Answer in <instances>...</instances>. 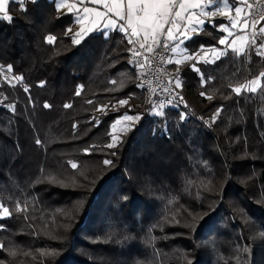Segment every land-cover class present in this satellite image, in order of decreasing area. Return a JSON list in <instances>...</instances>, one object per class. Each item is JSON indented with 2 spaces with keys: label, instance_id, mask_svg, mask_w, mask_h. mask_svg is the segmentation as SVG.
Wrapping results in <instances>:
<instances>
[{
  "label": "trees",
  "instance_id": "1",
  "mask_svg": "<svg viewBox=\"0 0 264 264\" xmlns=\"http://www.w3.org/2000/svg\"><path fill=\"white\" fill-rule=\"evenodd\" d=\"M7 10L0 66L22 80L0 68V205L10 213L0 207V264H264V79L255 93L233 91L264 72L258 41L170 66L182 85L174 103L160 114L145 103L109 148L128 108L99 106L145 97L125 34L74 44L73 16L53 0ZM208 30L192 49L216 42Z\"/></svg>",
  "mask_w": 264,
  "mask_h": 264
},
{
  "label": "snow or ice",
  "instance_id": "2",
  "mask_svg": "<svg viewBox=\"0 0 264 264\" xmlns=\"http://www.w3.org/2000/svg\"><path fill=\"white\" fill-rule=\"evenodd\" d=\"M17 2L23 3L24 0H17ZM95 2L100 3V0H95ZM214 2L215 0H207L206 3L202 4V3H190L188 2V0H181V2L179 3L177 2V0H126L125 3V0H111V2L105 0V3L103 5L105 8L104 13L100 11H96L95 9L84 7L83 12L85 13V15L82 17L78 16L77 19L80 21H83L85 19H90L89 14L94 15L95 18H101L104 15L111 13L115 17H118L120 21H124V23L122 24H116V21L110 18L108 19L107 23L103 25V28L107 30L115 26L118 31H121L125 34L130 44H132L134 47L136 45L139 46L137 50L132 51L130 49L129 51H132V55L137 57L135 61L136 67L139 69H143L146 64L150 63V59L147 55L143 56L142 60L139 59L142 51L152 53L154 51L153 46H156L157 48L162 47L166 51L171 53L176 52L177 48L179 47V43H182L183 39L190 38L187 36V31L191 30L193 32H196L199 30V27L204 23V21L199 19L198 17L199 16L207 17L209 13L204 11V9L211 7V5ZM222 2L224 3L225 7H228V0H222ZM241 2L247 3V0H241ZM8 3L9 0H0V13H3V17H2L3 19H6L10 22L12 17L7 14ZM247 6L251 8V5H247ZM56 7L58 10L66 7L69 12H72L74 9H76L77 5L57 3ZM234 7H235L236 16H240L241 8L239 6H234ZM125 8H126V13H125ZM174 9H179V10L174 11ZM260 20L264 21V16H261ZM243 23L245 29L249 25L254 29L257 28V21L255 20H252L250 22L249 20L244 19ZM166 25H167V29L165 30ZM231 27L236 28L237 23L235 21H232ZM91 30L92 29L81 28L80 31L72 35L71 37L72 42L74 44H79L84 34L86 32H90ZM222 30L228 32L230 36L232 35V33L229 31L227 27L222 28ZM68 31L71 32V29H68ZM258 31L261 34H264V26H260ZM161 37H163L162 41H161ZM46 40L47 43L53 44L56 40V37L49 35L46 38ZM239 40H240L239 48L233 47V45H235L237 42L235 39L232 41V44H228L226 38L219 39L218 43L220 45H227L228 47H231L232 51L235 54L240 55L244 52L245 45L248 44V41L245 40L243 37H240ZM252 44L255 45V34L252 37ZM256 53L257 55L264 57V40H261L260 44L256 46ZM190 58H194V57H189L188 55H185L183 57L184 60H188ZM161 59H163V57H161ZM167 62L168 63L173 62L171 57L168 58ZM175 63L178 65L181 63V60L177 59L175 60ZM9 71H11V66H9ZM12 79L16 81H20L22 80V77H13ZM261 79H264V72H261L260 76L257 79H252L247 84L242 85L241 87H235L233 91L236 94H240L242 90H247L255 93L257 91V87L260 86ZM174 82L176 88H180L182 86L178 76L174 78ZM8 83H11V81L9 80ZM169 83L171 84L172 81H170ZM137 86L143 88L144 84L141 82ZM27 90L28 89L25 88V91ZM163 91L170 93L171 89L166 86L163 89ZM77 95H79V91H77ZM201 95H204V93L202 92ZM208 98L211 99V97ZM29 99L31 98L29 97ZM126 103L127 101L125 100L119 101L120 105H124ZM43 107L47 109L50 108L51 105L45 103ZM65 107L66 108L70 107V105L66 104ZM160 107L161 108L163 107V103H161ZM218 114H219V109L216 115ZM138 119L139 116L133 117L127 115V113L123 115V120H138ZM181 119L182 120L184 119L183 114L181 115ZM214 120H215V115L213 116V121ZM119 123L120 120H117L116 124ZM116 124H113V128H115ZM73 127L75 128L76 125H73ZM117 139L118 138L116 136H113L112 143H109L108 145H106V147L111 148L116 146ZM36 143L40 144L41 141L37 139ZM85 151L88 152L89 149H85ZM114 154L115 153H113V155ZM103 163L105 165H108L111 163V161L104 160ZM71 167L75 169L77 167V164L71 163ZM0 207H2L3 214L10 215L9 209L7 207H3L2 205H0ZM17 211H20V209L17 208Z\"/></svg>",
  "mask_w": 264,
  "mask_h": 264
},
{
  "label": "crops",
  "instance_id": "3",
  "mask_svg": "<svg viewBox=\"0 0 264 264\" xmlns=\"http://www.w3.org/2000/svg\"><path fill=\"white\" fill-rule=\"evenodd\" d=\"M10 1L17 2V0H9V2ZM251 1L252 0H247V3H243V2H241V0H228V7H225L222 0H215V2L211 5V7L204 9V11L208 12L209 15L207 17L199 16V18L204 21V23L199 27V30L196 32H193L190 30L191 32H189V33L191 34V37L198 36L200 33L203 32V30H205L204 29L205 26H208L209 30L206 32V35L203 37V39H205L208 42L215 39L216 42L210 43L209 45L206 44L205 46L201 45L198 48L196 47L195 49H192L193 47H195V43L190 42L189 39H184L183 45L181 43V46H179L177 48L176 52H174V53L170 52L169 57H171L173 62L169 63V65L172 68H174L176 71L177 69H180L182 65L186 64V62H190L191 64H194V65L198 64L200 62H207V61L210 62V61L215 60L217 58V56L218 57L221 56L227 49H232L231 47H228L227 45H220L218 43L219 39L227 37L226 34L228 32L223 31L222 28L227 27L230 30V28H231L230 27V21L234 18H238V16H236V14H235V7L234 6H239L241 8L242 12L240 14V17H245L246 19H248L250 21V19L248 17L250 8L247 5H252ZM108 2H111V0H108ZM177 2L179 3V2H181V0H177ZM188 2H190V3H202L203 4V3H206L207 0H188ZM53 3L55 5V8H56V11L58 14H62V13H71L72 14L73 24H72V26H70L68 28V29H71V32L68 31V33H70L72 35L78 31H80L81 28L92 29L90 32L102 31L103 33L104 32L108 33L111 30L116 29L115 26H113V28L107 29V30L103 28V25L105 23H107L108 19H110V18L115 20L116 24L124 23V21H120L118 17H115L111 13H108L101 18H95L94 15L89 14L90 19H85L83 21H80L77 19L78 16L82 17L85 15V13L83 12L84 7L95 9L96 11H100V12L104 13L105 8L103 5L105 3V0H100V3H96L95 0H53ZM57 3L76 4L77 7L72 12H69L66 7L58 10L56 7ZM125 3H126V0H125ZM8 4H7V6H8ZM175 10H179V9H174V11ZM196 11H199V10H196ZM125 13H126V8H125ZM0 14L3 16V13H0ZM92 21H94V22H92ZM260 26H264V21H261V23L259 24V27ZM259 27L257 29H259ZM251 29H252V27L250 25L245 30L233 29V28L231 29V33L234 36L239 35L240 33L241 34L245 33V35L247 37L248 44L245 46L244 52H247L249 45L252 44V37H253L254 33H251ZM90 32H86L84 34V36L89 34ZM261 40H264V34H263V36H257L255 34V42L258 41V43L260 44ZM235 47L239 48L240 46L236 45ZM214 53H215V55H214ZM185 55H188L189 57H194V58L184 60L183 57ZM177 59L181 60V63L178 65L175 63V60H177ZM255 79H257V78H255Z\"/></svg>",
  "mask_w": 264,
  "mask_h": 264
},
{
  "label": "built area",
  "instance_id": "4",
  "mask_svg": "<svg viewBox=\"0 0 264 264\" xmlns=\"http://www.w3.org/2000/svg\"><path fill=\"white\" fill-rule=\"evenodd\" d=\"M251 8L249 10L248 17L250 22L252 20L257 21V28L261 22L260 17L264 16V0H252ZM257 28H252L251 33L256 34L257 36H263L259 33ZM167 25L165 26V30ZM128 39V38H127ZM163 37H161V41ZM132 45V44H131ZM133 51L138 49V45L135 47L132 45ZM152 53L142 51L139 59H143V56L147 55L150 59V63L146 64L145 67L141 70L140 83L144 84L143 90L145 92L146 100L149 102V106L155 111H162L174 103L176 95L179 93V88L175 87L174 78L177 77L175 71L170 68L168 60V51L164 48L156 46ZM133 56V55H132ZM163 57V59H161ZM133 60L136 61L137 57L133 56ZM172 81L170 84L169 82ZM169 87L171 92H165L163 89ZM181 90V89H180ZM163 103V107L160 105Z\"/></svg>",
  "mask_w": 264,
  "mask_h": 264
},
{
  "label": "rangeland",
  "instance_id": "5",
  "mask_svg": "<svg viewBox=\"0 0 264 264\" xmlns=\"http://www.w3.org/2000/svg\"><path fill=\"white\" fill-rule=\"evenodd\" d=\"M241 12H242V10H241ZM199 18V17H198ZM200 19V18H199ZM244 19H246L245 17H240V16H238V18H234V19H232L231 21H230V27H231V23H232V21H235L236 23H237V27L236 28H233V29H241V30H245V27H244V23H243V21H244ZM248 20V19H247ZM209 25V24H208ZM69 28V27H68ZM205 29V28H204ZM231 29H232V27L230 28V32H231ZM247 29V28H246ZM112 31V30H111ZM67 32H68V30H67ZM189 32H191L190 30L189 31H187V36L188 37H190L189 38V40H190V42H193V38L194 37H191V34L189 33ZM104 34H105V32H104ZM107 34V33H106ZM227 35V37H226V39H227V41H228V44H232V41L235 39L237 42H236V44L235 45H233V47H235L236 45L237 46H240V40H239V38L240 37H243L245 40H247V37H246V35H245V33H240L239 35H236V36H234V35H229L228 33L226 34ZM181 39H183V38H181ZM184 40V39H183ZM127 42H128V40H127ZM129 43V42H128ZM195 43V42H194ZM182 45H183V42H182ZM202 45H206L205 43L204 44H202ZM179 46H181V43H179ZM246 46V45H245ZM132 51H133V48H132ZM245 51V50H244ZM169 55H170V52L168 53V57H169ZM188 63H190V62H186V64H188ZM182 67H183V65H182ZM0 68H1V76L3 77V79H5L7 82L10 80L11 81V83L12 82H14L15 80L14 79H12L13 78V76L11 75V71H9V66H5V67H3V66H0ZM6 77H7V79H6ZM252 79H255V78H251V79H249L247 82H246V84L249 82V81H251ZM179 92H181V90L179 89ZM145 93V92H144ZM120 100H125V101H127V103L126 104H124V105H120L119 104V101ZM120 100H117L116 102H114L112 105H100L99 106V108L97 109V112H100V111H104V110H115V109H117V108H121V107H126V108H128V109H125V111L122 113V115L120 114L119 115V117H117V118H115L114 119V121L111 123V125H110V135H111V141H110V143H112V137L113 136H116L118 139H117V141L122 137V136H124V135H126L133 127L132 126H134V124H135V122H136V120H123V115L125 114V113H127V115H129V116H133V117H135V116H139L141 113H143L144 112V110H145V103L146 104H148L149 102H147V100H146V96L144 97V102H137L136 103V101H134V100H132V99H130V98H124V99H120ZM9 107H12V105L10 104V105H8ZM151 108V107H150ZM152 109V108H151ZM152 111H155V110H153L152 109ZM156 113H158V114H160V113H162L163 112V110L162 111H155ZM154 113V112H153ZM215 115H216V113H215ZM117 120H120V123L119 124H116V121ZM113 124H116V126H115V128H113ZM116 141V142H117Z\"/></svg>",
  "mask_w": 264,
  "mask_h": 264
}]
</instances>
